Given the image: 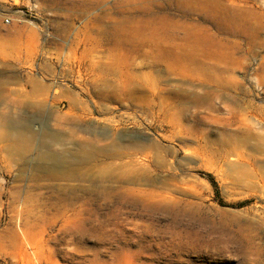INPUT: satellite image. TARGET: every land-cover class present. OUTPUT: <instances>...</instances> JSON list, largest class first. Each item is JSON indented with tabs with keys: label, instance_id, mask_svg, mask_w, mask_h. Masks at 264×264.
<instances>
[{
	"label": "rangeland",
	"instance_id": "1",
	"mask_svg": "<svg viewBox=\"0 0 264 264\" xmlns=\"http://www.w3.org/2000/svg\"><path fill=\"white\" fill-rule=\"evenodd\" d=\"M197 1L0 0V115L34 134L0 139V264H264V0ZM45 133L106 151L46 179Z\"/></svg>",
	"mask_w": 264,
	"mask_h": 264
},
{
	"label": "bare ground",
	"instance_id": "2",
	"mask_svg": "<svg viewBox=\"0 0 264 264\" xmlns=\"http://www.w3.org/2000/svg\"><path fill=\"white\" fill-rule=\"evenodd\" d=\"M197 1V0H196ZM201 1V0H200ZM199 0L196 2L197 4H200ZM195 3V2H194ZM202 6L207 7V8H213L216 7V3L211 1V0H204V2H202ZM213 10V9H211ZM238 12L240 13L241 11L238 10ZM238 12H235L236 14H239ZM243 13H245V11H243ZM242 14V13H241ZM245 23V22H243ZM245 25V24H244ZM115 34L118 32H122V37L123 38H128L129 32L125 31V30H117L115 29L113 31ZM215 43V42H214ZM218 45H210L209 47V51L206 53L208 56L211 57H215L218 59L227 57V55H225V53L223 52L222 48L223 46L221 44L218 43ZM206 58V57H205ZM209 58V57H208ZM229 58V57H228ZM220 62V61H219ZM201 63V62H199ZM185 66V65H184ZM196 70V69H195ZM154 72V71H153ZM149 77V76H148ZM151 79V78H150ZM29 80V79H28ZM27 80V81H28ZM127 81V80H126ZM128 82V81H127ZM144 82V80H143ZM153 82V81H152ZM40 82H32L31 83V87H37L40 86L39 85ZM131 83V82H130ZM135 84V83H134ZM122 85V84H121ZM147 85V84H146ZM153 86V85H152ZM155 86V85H154ZM44 87V86H43ZM115 87V86H114ZM122 87V86H121ZM128 87V86H127ZM151 88V86H150ZM153 88V87H152ZM37 90V89H36ZM156 92V91H155ZM207 100V99H206ZM213 103V102H212ZM29 105V104H27ZM182 107V106H181ZM32 108V107H31ZM213 115V114H212ZM180 116V115H179ZM21 118V117H19ZM17 119V118H16ZM22 119V118H21ZM22 121V120H21ZM17 120H15L12 116L8 115V116H2L0 115V139H4L6 141H9L8 144V148L6 149L8 154H17L21 157V159L25 160L28 156V154L31 153V147H32V142H33V133L28 132V131H24V132H20L17 128L18 131H15L13 133H10L7 128L11 129L10 127H12L14 124H16ZM21 124V123H20ZM24 124V123H23ZM21 124V125H23ZM17 126V125H16ZM28 126V124H27ZM21 128V127H20ZM26 128V127H25ZM23 129V128H22ZM21 129V130H22ZM12 130V129H11ZM27 134H26V133ZM67 135V134H66ZM48 137L51 139L50 140H55L58 139L60 136L52 133V134H44V138L42 140L39 141L38 146L39 147H44L45 151L43 152H38L37 153V158L40 161H48L49 165L46 166L45 169V178L46 179H52V180H57V179H64V180H69V179H73V177L75 176H85L86 174L88 175V171L85 172H80L77 171V169H75L74 167H69L72 162L74 161L75 158H77V160H79L78 162L81 163H87V162H93L95 159V157H97L98 155L101 156V153L106 151L103 149H98L94 148V147H90V149L86 146V145H78L76 152L75 153H71L70 151V155H69V150L68 155H64L62 154H56L54 152H52L50 150V140L48 139ZM62 137V136H61ZM60 137V138H61ZM52 143V142H51ZM78 143V142H77ZM94 146V145H93ZM3 147V146H2ZM5 147V146H4ZM108 151L106 156L112 158L113 155H115V150H116V145L114 143H110L108 145ZM118 149V148H117ZM65 150V149H64ZM63 150V152H64ZM103 158V157H102ZM28 159V158H27ZM112 162H109L105 165H102L100 167H98L97 173H96V177H106L108 175L112 174ZM88 179V178H87ZM53 185V184H52ZM66 187V186H65ZM65 187H59L62 191H65L63 193V197L60 198L58 200V202H60V205L64 208L70 206L73 202V199L77 200V197L79 195H77L75 193L74 190H71V188H65ZM95 187V186H94ZM100 188V187H99ZM75 189V188H74ZM85 190V189H83ZM99 190V189H98ZM101 193V192H100ZM51 206H55L57 205V202L52 201L50 202ZM55 208V207H54ZM95 225V224H94ZM110 225V224H109ZM89 226V225H88ZM93 226V225H92ZM29 228H31L29 226ZM79 228V227H78ZM109 228V226H108ZM71 231V230H70ZM117 231V230H116ZM4 235L9 238L10 240H16L17 239V229L12 227H8L5 232ZM99 235V234H98ZM96 239V238H95ZM97 240V239H96ZM36 252H39V247H37ZM98 255V254H97ZM95 261V260H94ZM93 261V262H94ZM113 262V261H112ZM111 262V263H112ZM115 263V262H114ZM113 264V263H112Z\"/></svg>",
	"mask_w": 264,
	"mask_h": 264
}]
</instances>
